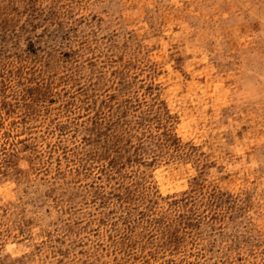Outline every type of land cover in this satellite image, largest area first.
<instances>
[{"label": "rangeland", "instance_id": "obj_1", "mask_svg": "<svg viewBox=\"0 0 264 264\" xmlns=\"http://www.w3.org/2000/svg\"><path fill=\"white\" fill-rule=\"evenodd\" d=\"M0 264H264V0H0Z\"/></svg>", "mask_w": 264, "mask_h": 264}]
</instances>
